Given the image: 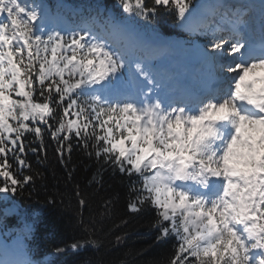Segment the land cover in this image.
<instances>
[{
    "label": "snow or ice",
    "instance_id": "snow-or-ice-1",
    "mask_svg": "<svg viewBox=\"0 0 264 264\" xmlns=\"http://www.w3.org/2000/svg\"><path fill=\"white\" fill-rule=\"evenodd\" d=\"M116 4L0 0V212L19 218L0 264H42L14 197L43 179L28 155L47 159L45 133L69 179L82 150L90 185L119 174L128 211H154L155 243H174L148 264H264V0ZM161 10L203 42L164 36ZM177 50L179 71L164 63ZM77 226L56 254L99 246L91 218Z\"/></svg>",
    "mask_w": 264,
    "mask_h": 264
},
{
    "label": "trees",
    "instance_id": "trees-1",
    "mask_svg": "<svg viewBox=\"0 0 264 264\" xmlns=\"http://www.w3.org/2000/svg\"><path fill=\"white\" fill-rule=\"evenodd\" d=\"M55 8L57 3L87 4L94 0H48ZM109 7L116 8V0H103ZM173 17L160 11L156 25L167 37L182 30L175 27ZM29 139H33L29 137ZM47 144V159L43 156L38 161L37 156L29 153L28 159L34 171L43 175L36 181L35 190L31 187L21 196L15 195L20 206L29 214H35L36 225L32 235L26 241L32 250V257L42 264H148L153 259L166 255L174 241L155 243L156 231L152 227L154 211L133 214L127 209L128 186L119 174L105 172L101 185L89 184L97 165L88 159L82 150L74 149L72 163L75 171L71 179L65 168L55 155L54 142L45 133ZM35 146V145H34ZM79 185L87 203L83 208L75 195V186ZM33 195L29 197L28 192ZM55 194V209L46 203L47 196ZM110 200L109 211L106 214L104 204ZM63 201V203H61ZM83 214L85 222L91 218L94 221L95 238L99 241L97 247H86L73 252L67 249L56 254V248H66L83 233L77 226L78 213ZM103 214V215H102ZM19 227V218H8L6 228L15 233ZM117 237L121 239L118 241Z\"/></svg>",
    "mask_w": 264,
    "mask_h": 264
},
{
    "label": "rangeland",
    "instance_id": "rangeland-1",
    "mask_svg": "<svg viewBox=\"0 0 264 264\" xmlns=\"http://www.w3.org/2000/svg\"><path fill=\"white\" fill-rule=\"evenodd\" d=\"M202 39H204V38H202ZM177 40H181V38H177ZM168 59L170 60V57H168V58L164 61V63H165L167 66L176 69V68L172 65V61H171L170 64L168 63ZM4 239H7L9 242L11 241V240L8 239L7 237H6V238H2V237L0 236V240H4Z\"/></svg>",
    "mask_w": 264,
    "mask_h": 264
},
{
    "label": "bare ground",
    "instance_id": "bare-ground-1",
    "mask_svg": "<svg viewBox=\"0 0 264 264\" xmlns=\"http://www.w3.org/2000/svg\"><path fill=\"white\" fill-rule=\"evenodd\" d=\"M184 59H180L179 56L176 54V58L174 60V63H180L183 64Z\"/></svg>",
    "mask_w": 264,
    "mask_h": 264
}]
</instances>
